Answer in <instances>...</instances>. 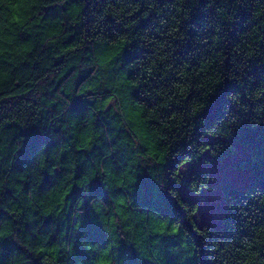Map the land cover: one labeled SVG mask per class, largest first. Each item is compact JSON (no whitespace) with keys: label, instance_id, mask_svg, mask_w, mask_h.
Listing matches in <instances>:
<instances>
[{"label":"clouds","instance_id":"1","mask_svg":"<svg viewBox=\"0 0 264 264\" xmlns=\"http://www.w3.org/2000/svg\"><path fill=\"white\" fill-rule=\"evenodd\" d=\"M184 5L185 0H174L164 11L155 0H144L143 5L131 0H96L93 5L86 0H0V192L4 187L15 189L10 197L0 196V241L16 245L5 253L3 264H32L33 260L39 264H81L76 258L77 247L87 253L83 264H124L118 251L121 241L153 264H161L160 238L175 236L180 225L134 203L137 175L148 171L162 186L164 166L180 155L172 149L181 140H190L195 128L192 121L226 74L244 89L249 105L240 103V93L228 99L244 112L251 106L257 117L264 116V83L253 88L252 78L246 83L244 75L245 61L260 55L264 0L206 5L214 8L207 27L215 34L198 41L210 54H201L196 65L177 64L178 58H173L176 48L172 41L186 38L179 26L188 19L191 8ZM237 7L249 12L252 27L245 35L250 42L242 40L226 50L221 22H232ZM44 9H55L56 14L46 15ZM153 12L165 17L159 21L160 27L139 29L141 21ZM108 18L118 27L106 23ZM69 37L71 42L65 44ZM134 42L150 49L151 54L126 61L125 51H134ZM54 57L63 58L55 68ZM229 57L232 67L226 73L224 63ZM37 62L52 71L43 75L39 69L30 71ZM37 76L39 79H34ZM49 81H54L51 87ZM42 90L51 95L40 96ZM25 96L29 98L25 100ZM37 98L45 103L34 105L32 100ZM74 99L87 102L84 112L70 111ZM98 119L105 125L96 127ZM236 122V116L226 112L204 135L225 136ZM29 127H37L41 134L45 128L59 127L55 138L60 143L48 153L41 146L31 168L17 174L11 168L26 142L23 130ZM208 150V146L197 147L196 154ZM80 151L91 156L79 155ZM191 159L185 157L178 164L173 179ZM78 166L84 169L79 177ZM42 170L52 182L38 191ZM25 179L31 182L26 194L21 191L23 185L16 183ZM94 179H99L103 197L90 195ZM74 187L82 194L75 199ZM190 187L199 192L204 184L195 182ZM250 198L255 202L251 215L243 209L237 212L248 235L237 231L229 240L213 241L209 258L216 264H264V193L257 191ZM85 200L99 225L102 242L90 241L82 230ZM49 218L52 222L46 226L44 221ZM207 232L198 235L207 239ZM181 249L186 253L180 256L183 264L195 250L187 243V233L172 251Z\"/></svg>","mask_w":264,"mask_h":264},{"label":"trees","instance_id":"2","mask_svg":"<svg viewBox=\"0 0 264 264\" xmlns=\"http://www.w3.org/2000/svg\"><path fill=\"white\" fill-rule=\"evenodd\" d=\"M112 2L115 3V0H112ZM131 2L144 4V0H131ZM173 2L174 0H155V3L160 8L164 9V11H167L165 5H170ZM86 3L93 5L96 3V0H86ZM210 3L214 6H223L225 3L233 4L234 0H185L184 6L190 7L191 11L188 19L181 22L179 32L184 33L186 38L183 41H172L176 48L173 52V58H178L176 60L177 64L190 63L196 65L201 54H210L206 51V46L198 43V41L205 36L215 34L213 28L207 27L214 15V8L205 7ZM143 10L145 9L142 8L141 11ZM44 11L46 15L54 16L56 14L55 9H44ZM88 14L86 8L85 15ZM163 18H165L163 14L157 16L155 12L150 13L147 19L141 21L139 29L160 27L159 21ZM106 23L111 24L112 27H118L111 21V18H108ZM251 27L248 10L246 8L237 7L232 22H221V35L224 36L223 43L225 49L231 50L235 45L241 44L242 40L244 42H250L245 34L250 31ZM163 31H167V28H164ZM262 33H264V30H262ZM150 34L154 35V33ZM156 39L161 40L162 37L157 36ZM70 42L71 37L64 43L68 44ZM132 48L134 49L132 52L125 51L124 57L126 61L151 54L150 49L137 47L136 42L133 43ZM218 50L219 49H217V51ZM258 50L260 55H253L251 58L247 59L245 61L246 67L244 68L245 82L247 83V78L251 77V86L253 88L264 83V40L259 42ZM47 59L48 57H45V60ZM230 59L229 57L224 63V70L226 73L228 69L232 67ZM62 60L63 58L54 57L52 67L55 68L57 65L61 64ZM25 67H28V65H25ZM37 69H39L41 75L52 71V68H43L42 62L34 63L30 71H36ZM34 79H39V76ZM52 83H54V81H49L48 87H51ZM55 91L56 89L53 88L52 92L54 93ZM243 92L244 89L240 87L235 80H230L226 74L222 82L216 85L213 93L208 96L204 110L192 121L195 128L192 131L190 140H181L172 149V151H179L180 155L175 159H169L168 163L164 166L162 186L153 179L151 173L148 171L141 170L137 175L135 190L132 193L134 203L140 206L146 205L150 211L159 212L164 217L168 218L170 223H179L180 225V229L175 236L160 238V245L158 247L163 256L161 264H180V256L186 255L185 251L181 249L179 252L174 253L172 249L179 248L185 233H187V243L190 246L194 245L195 250L191 257H187L183 261V264H216L214 260L209 258L212 255L209 249L212 247L213 241L220 239L229 240L237 231H239V235L241 236L248 235V230L243 227L244 220L237 215V212L239 209H243L251 215L250 207L255 206V202L250 198V195L257 191L264 193V116L257 117L256 114L251 111V106H249L250 110L248 112H244L242 108H238L236 104L228 99L230 95L240 93V103L242 105H249V101L243 97ZM50 95L51 94L43 90L40 93L42 97H49ZM28 98V96L24 97L25 100ZM9 103H13V101H9ZM32 103L34 105H42L45 103V100L37 98L32 100ZM86 103L87 102L83 99H74L70 111L74 114H80L85 111ZM55 107V104L51 105L53 110ZM226 112L232 113L237 118V122L229 126L230 131L228 134L225 136L204 135L205 129H211L213 126L220 123L224 119ZM201 121H203V125H201ZM105 123L103 119H98L95 121V126L101 127L104 126ZM107 130L112 131L111 128ZM60 131L59 127L45 128L43 134H41V130L37 127H29L23 130L22 134L26 137V142L24 148L18 154L15 163L12 165L11 171L19 174L31 168L34 156L41 146H44L45 153L53 151L58 146V143H60V141L55 138ZM61 140H63V137H61ZM105 146L107 147L110 145L106 144ZM203 146H208L209 150L197 155V147ZM236 146L246 150L248 152V157L245 160L235 161L234 168L249 171L250 180L244 186H234L228 183L223 184L220 188L223 196V207L219 223L215 225H199L195 219V214L198 211L197 203L192 199L184 197L180 192L181 172L175 179L172 178V173L185 157H192L190 162L186 164L198 163L205 155H209L217 162H223L235 154ZM93 151H97V149L94 147ZM78 154L86 158L91 156V153L87 151H80ZM83 171V167L78 166L76 168V176L79 177ZM41 176L42 182L38 191H43L46 186L52 182L46 170H42ZM210 180V176L207 172L198 171L185 182V187L191 193L199 194L203 190L209 189ZM195 182L204 184V187L200 188L199 192L192 190L190 187V185ZM16 183L23 185L21 191L25 194L31 189V182L28 179L24 181L17 180ZM14 191L15 189L4 187L3 191L0 192V196L10 197ZM89 193L91 196H104L99 179H94L90 183ZM173 193L175 195H173ZM81 195L80 190L74 187L72 198L75 199ZM83 207L84 223L82 230L87 233V238L90 241L102 242L103 235L99 231V225L95 223V216L92 213V209L88 206L87 200L84 201ZM193 210L194 214H192ZM261 212H264V209H261ZM51 222L50 218L44 221L46 226ZM261 222H264V218H262ZM205 229L208 230L207 239L198 235L199 231H204ZM149 239H156V237H150ZM15 247L16 245L11 241H0V249L5 250L4 253H0V264H3L6 258L5 253L10 252V250ZM118 251L124 264H153L152 261L141 257L130 245H126L124 241L120 242ZM76 258L78 262L83 264V262L87 260V253H85L82 248L77 247ZM32 264H39V261L33 260Z\"/></svg>","mask_w":264,"mask_h":264},{"label":"rangeland","instance_id":"3","mask_svg":"<svg viewBox=\"0 0 264 264\" xmlns=\"http://www.w3.org/2000/svg\"><path fill=\"white\" fill-rule=\"evenodd\" d=\"M248 152L236 146L235 154L223 162L213 160L205 155L198 163L186 164L180 170L181 183L180 192L186 198L194 200L198 205L195 219L199 225L218 224L223 207V196L220 188L223 184L244 186L250 180V172L234 168L235 161L245 160ZM198 171L207 172L210 176L209 189L199 194H193L185 187V182L193 177Z\"/></svg>","mask_w":264,"mask_h":264}]
</instances>
